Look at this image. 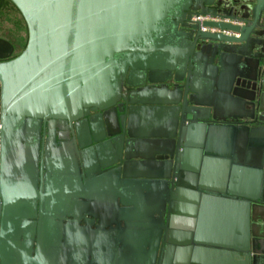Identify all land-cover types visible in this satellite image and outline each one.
<instances>
[{"label": "water", "instance_id": "95a60500", "mask_svg": "<svg viewBox=\"0 0 264 264\" xmlns=\"http://www.w3.org/2000/svg\"><path fill=\"white\" fill-rule=\"evenodd\" d=\"M12 1L0 264H264V0Z\"/></svg>", "mask_w": 264, "mask_h": 264}, {"label": "crops", "instance_id": "0c3cea01", "mask_svg": "<svg viewBox=\"0 0 264 264\" xmlns=\"http://www.w3.org/2000/svg\"><path fill=\"white\" fill-rule=\"evenodd\" d=\"M28 40L27 22L12 0H0V60L19 54Z\"/></svg>", "mask_w": 264, "mask_h": 264}, {"label": "flooded vegetation", "instance_id": "af4514ba", "mask_svg": "<svg viewBox=\"0 0 264 264\" xmlns=\"http://www.w3.org/2000/svg\"><path fill=\"white\" fill-rule=\"evenodd\" d=\"M227 1H231V2H235V4H245V3H250L253 0H227ZM206 10L208 13H203L201 12L202 9L201 8H195V7H191L188 11H187V16L189 20H205V19H212L214 15H212L211 11H216L218 10V5L217 4H210L208 5V7H206ZM204 15V16H208V18L202 19V18H193L194 15Z\"/></svg>", "mask_w": 264, "mask_h": 264}, {"label": "built area", "instance_id": "2783aa9c", "mask_svg": "<svg viewBox=\"0 0 264 264\" xmlns=\"http://www.w3.org/2000/svg\"><path fill=\"white\" fill-rule=\"evenodd\" d=\"M193 18H202V19H205V18H208V16H204V15L199 14V15H194ZM213 18H217V17H214L213 16ZM204 29H207V27L204 26ZM0 128H1V123H0Z\"/></svg>", "mask_w": 264, "mask_h": 264}]
</instances>
